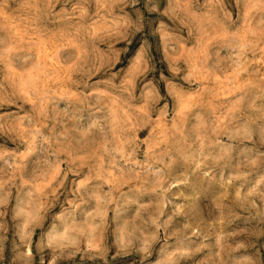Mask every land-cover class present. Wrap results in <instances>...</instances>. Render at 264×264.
Wrapping results in <instances>:
<instances>
[{"label":"rangeland","instance_id":"374dc122","mask_svg":"<svg viewBox=\"0 0 264 264\" xmlns=\"http://www.w3.org/2000/svg\"><path fill=\"white\" fill-rule=\"evenodd\" d=\"M0 264H264V0H0Z\"/></svg>","mask_w":264,"mask_h":264}]
</instances>
